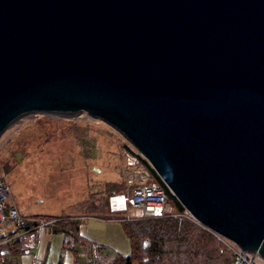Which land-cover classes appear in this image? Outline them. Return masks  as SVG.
I'll return each mask as SVG.
<instances>
[{
	"label": "water",
	"instance_id": "water-1",
	"mask_svg": "<svg viewBox=\"0 0 264 264\" xmlns=\"http://www.w3.org/2000/svg\"><path fill=\"white\" fill-rule=\"evenodd\" d=\"M30 113L112 126L264 263V0H0V139Z\"/></svg>",
	"mask_w": 264,
	"mask_h": 264
},
{
	"label": "rangeland",
	"instance_id": "rangeland-1",
	"mask_svg": "<svg viewBox=\"0 0 264 264\" xmlns=\"http://www.w3.org/2000/svg\"><path fill=\"white\" fill-rule=\"evenodd\" d=\"M130 147L123 134L87 113H30L17 120L0 139V174L10 183L12 201L23 217L55 215L80 223L89 241L78 236L80 241L70 242L63 233H53L51 224L40 231L22 227L0 249V264H112L115 255H129L118 219L126 213L112 214L110 199L127 189ZM213 233L234 252V242Z\"/></svg>",
	"mask_w": 264,
	"mask_h": 264
},
{
	"label": "trees",
	"instance_id": "trees-1",
	"mask_svg": "<svg viewBox=\"0 0 264 264\" xmlns=\"http://www.w3.org/2000/svg\"><path fill=\"white\" fill-rule=\"evenodd\" d=\"M142 162L150 170L154 181L165 187L175 211L184 213L186 209L164 184L151 164L145 159H142ZM40 216L56 217L55 215L25 216L24 227L39 225V221L33 218ZM122 218L124 217L118 219L129 240L131 252L129 255H115L112 264H240L236 253L229 251L212 231L196 225L189 219L164 217L128 221ZM49 220H54L50 225L52 232L63 233L65 237L70 238V242L80 241L78 236L89 241L82 235L80 223L73 222L67 217ZM19 242L21 243L22 240H17L16 244ZM19 246L21 247L22 243ZM99 247L104 248V246Z\"/></svg>",
	"mask_w": 264,
	"mask_h": 264
},
{
	"label": "built area",
	"instance_id": "built-area-1",
	"mask_svg": "<svg viewBox=\"0 0 264 264\" xmlns=\"http://www.w3.org/2000/svg\"><path fill=\"white\" fill-rule=\"evenodd\" d=\"M130 149L127 158V169L130 171L128 186L125 191L119 193L127 197L128 204L111 203L110 212L112 214L126 213L123 220L174 217L197 221L188 210H185L184 213L175 211L165 187L152 181L153 176L150 170L142 162V159H147L134 146ZM116 197L117 194L111 197V201ZM25 222L19 208L12 201L10 183L6 176L0 174V249L8 242L10 235L16 229L24 227ZM53 222L54 220L42 222L34 226V229L40 231ZM234 246V252L240 264H264L235 243Z\"/></svg>",
	"mask_w": 264,
	"mask_h": 264
},
{
	"label": "clouds",
	"instance_id": "clouds-1",
	"mask_svg": "<svg viewBox=\"0 0 264 264\" xmlns=\"http://www.w3.org/2000/svg\"><path fill=\"white\" fill-rule=\"evenodd\" d=\"M111 203H118L120 205H127L128 204V200H127L126 196H123L121 194H117L116 199H113L112 201L110 199V205H111Z\"/></svg>",
	"mask_w": 264,
	"mask_h": 264
},
{
	"label": "crops",
	"instance_id": "crops-1",
	"mask_svg": "<svg viewBox=\"0 0 264 264\" xmlns=\"http://www.w3.org/2000/svg\"><path fill=\"white\" fill-rule=\"evenodd\" d=\"M93 244L94 245H97V246H101V245H99L98 243H96V242H93ZM101 247H103V246H101Z\"/></svg>",
	"mask_w": 264,
	"mask_h": 264
}]
</instances>
